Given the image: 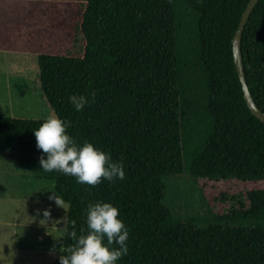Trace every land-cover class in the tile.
<instances>
[{
  "label": "trees",
  "instance_id": "obj_1",
  "mask_svg": "<svg viewBox=\"0 0 264 264\" xmlns=\"http://www.w3.org/2000/svg\"><path fill=\"white\" fill-rule=\"evenodd\" d=\"M248 1L0 0V50L36 56L53 116L70 122L78 144L122 161L125 179L93 187L40 170L32 130L44 119L0 116V151L23 152V167L53 181L68 204V231H87L90 202L116 206L129 228L128 254L117 264H264V186L246 190L249 207L203 224L164 203L167 175L264 181V122L244 99L232 50ZM241 53L264 112V0L246 21ZM92 90L94 102L77 112L69 96ZM202 111L207 130L196 142ZM74 243L64 235L51 264Z\"/></svg>",
  "mask_w": 264,
  "mask_h": 264
},
{
  "label": "rangeland",
  "instance_id": "obj_2",
  "mask_svg": "<svg viewBox=\"0 0 264 264\" xmlns=\"http://www.w3.org/2000/svg\"><path fill=\"white\" fill-rule=\"evenodd\" d=\"M202 127L192 134L196 142L207 130L202 111ZM0 116L46 119L53 111L38 83L37 58L32 53L0 50ZM23 152L0 151V264H51L61 253L68 204L64 208L49 199L56 195L53 181L34 175L23 167ZM164 203L181 218L192 216L203 224L208 217L228 215L249 207L246 190L264 186L239 178H194L188 174L164 178ZM58 197V196H57ZM50 217L43 216V210ZM236 218V215H233ZM249 224V219L240 220ZM64 237V236H63Z\"/></svg>",
  "mask_w": 264,
  "mask_h": 264
},
{
  "label": "clouds",
  "instance_id": "obj_3",
  "mask_svg": "<svg viewBox=\"0 0 264 264\" xmlns=\"http://www.w3.org/2000/svg\"><path fill=\"white\" fill-rule=\"evenodd\" d=\"M95 91L87 95L73 93L69 102L77 112L82 111L90 101L95 100ZM70 122L58 116H49L40 126L32 130L36 148L41 151L40 170L59 171L76 178L77 183L95 187L103 180L125 179L122 161H113L111 154L94 144L77 141L67 132ZM49 199L64 208V201L53 193ZM86 228L81 234L66 228L61 237L67 235L75 241L67 255L59 257V264H117L128 254L129 228L119 218V209L109 202L89 203L85 209ZM44 217H50L48 209L43 210Z\"/></svg>",
  "mask_w": 264,
  "mask_h": 264
},
{
  "label": "water",
  "instance_id": "obj_4",
  "mask_svg": "<svg viewBox=\"0 0 264 264\" xmlns=\"http://www.w3.org/2000/svg\"><path fill=\"white\" fill-rule=\"evenodd\" d=\"M258 0H249L241 14V18L238 24V27L234 33L233 39H232V50H233V59L235 63V67L237 70L238 77L241 82L242 86V91H243V96L244 99L251 110V112L262 122H264V112L258 107V105L255 103L247 82H246V74L244 70V65H243V58H242V53H241V38H242V33L244 30V26L246 24L247 19L249 18L254 6Z\"/></svg>",
  "mask_w": 264,
  "mask_h": 264
}]
</instances>
